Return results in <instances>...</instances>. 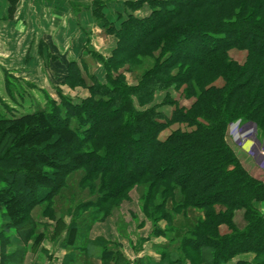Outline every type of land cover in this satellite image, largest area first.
Here are the masks:
<instances>
[{"label":"trees","instance_id":"1","mask_svg":"<svg viewBox=\"0 0 264 264\" xmlns=\"http://www.w3.org/2000/svg\"><path fill=\"white\" fill-rule=\"evenodd\" d=\"M104 6L94 1L92 15L116 46L108 58L88 53L104 80L70 63L63 84L86 90L87 97L74 101L57 90V101L44 95V109L17 118L0 111V234L37 235L34 209L51 215L67 178L78 175V186L95 196L75 208L90 210V224L146 185L145 217L146 210L161 211L166 220L172 211L199 213L180 249L194 252L201 264H229L244 255L252 261L236 264H264V183L229 137L236 125L253 124L264 139V0H128V13L112 23ZM146 8L148 15H134ZM11 82L13 100L11 88L17 94L20 88ZM166 200L174 208L164 212ZM82 227V220L70 222L63 248L79 249ZM167 254L164 264L181 263Z\"/></svg>","mask_w":264,"mask_h":264},{"label":"crops","instance_id":"2","mask_svg":"<svg viewBox=\"0 0 264 264\" xmlns=\"http://www.w3.org/2000/svg\"><path fill=\"white\" fill-rule=\"evenodd\" d=\"M94 1L97 0H16L15 6H11L10 0H0V32L9 30L19 37V41L21 38L23 39V36H26L21 46L24 51L19 55L17 62L15 60V63L21 65V68L33 69L35 65H39L35 58H31L32 55H30L35 50L34 52L37 53L36 56L44 60L46 66H43L47 71H49L48 66L58 62L55 66L60 73L64 72V77L62 79L58 78L60 82H62L61 84L64 83L67 65L70 63L77 64L80 69L83 64L84 69H87L88 73H92L102 82L104 80L103 69L100 71L101 79L95 74V69L101 68V66L96 62L89 67L88 64L91 63V60L87 51L106 57L111 55L117 40L114 36L107 35L102 28V23L93 17L92 2ZM99 1L104 3L105 6L102 12L105 19L111 23L115 21L116 16H124L128 13L124 7V3L128 0ZM134 15L136 17H141V12H135ZM48 18H52L53 22L50 23ZM83 19H85V21ZM2 24L5 25L2 26ZM99 31L100 33L102 32L105 37H110L115 41L114 47L110 49L107 55L101 53L100 48L96 47L94 43L92 49H86L87 45H92L89 35H91V33H99ZM45 34H48V39H45ZM51 34L52 37L50 38L49 36ZM0 43H2L0 44V49L2 51L8 47L7 49L14 51H10V54L11 52L15 53L13 41H5L0 38ZM55 43H58L60 47L57 48ZM5 58L6 56H1L0 52V101L8 105V103L5 102L8 100L16 107H19V105L22 104V99L29 98L30 95L24 92V78L17 76L15 70L11 71L5 68L7 65H3V63H5ZM16 70L19 71V69ZM49 74L50 72H47V78L51 80L52 78ZM10 81H13L11 85L13 84L16 90L20 88L18 91L20 94L15 93V89L11 88L13 99L16 101L11 99L10 93L8 94V84ZM62 86L66 87L64 84ZM68 90L72 92L75 89ZM45 92L46 91H43L41 94L44 96ZM235 149L244 161L246 167L256 178L264 183V173L255 169L251 160L249 161L245 145L244 148L236 146ZM260 209L262 213H264V206H261ZM59 219L60 218H57L55 221V219L46 216L42 221L38 220V225H40L39 229L40 231L43 230V232H41V235L38 233L27 240L22 238L13 229L9 230L10 232L6 235L2 236L0 234V264H79L78 261L82 259L83 262H85L84 264H92V262H98V264H115V259L119 254L109 247L111 245L110 242L115 241L114 237H110L109 239L105 238L106 245L105 242L102 241L104 239H100L99 236H90L88 239L89 241L87 240L84 245L78 242V250H67L62 247V242L65 238L66 220L63 219V231L61 233L53 234L49 232L50 230L53 231L52 228L56 227L55 224L59 222ZM3 226L4 221L1 218L0 207V231ZM38 236H40V240L35 243V239ZM105 251L108 255L112 254L108 256L109 260L102 261L99 255ZM121 254L123 253L121 252ZM151 254L152 255H150L149 252L147 254L145 250H138L135 254H130L131 256L125 253L123 257L126 258L127 261L129 260L128 262H130V264H148V261L154 264L169 262L167 259L169 254H167V252H151ZM252 259V255H244L231 261L229 264H236L239 261L251 262Z\"/></svg>","mask_w":264,"mask_h":264},{"label":"rangeland","instance_id":"3","mask_svg":"<svg viewBox=\"0 0 264 264\" xmlns=\"http://www.w3.org/2000/svg\"><path fill=\"white\" fill-rule=\"evenodd\" d=\"M146 15H148L147 8L141 12L140 16L144 17ZM48 20L50 23L53 22L52 18H48ZM83 20L85 21V19ZM4 25L2 24V26ZM2 32H0V38L4 39L5 41H13L15 49V53L11 52V54L10 51L13 50L7 49L8 47L5 48L4 51L0 49L1 56H6L5 63H3V65L7 64L5 68L11 71L15 70V74L17 76L24 78V80L22 79L25 81L23 82V89H25L24 92L30 95L29 98L22 99V104H18L19 107H16L13 103H10L8 100H6L5 102L8 103L9 106L0 105V111L3 113V115L17 118L25 114L33 113L36 110L44 109L47 99L41 94L43 91H46L45 94L56 101L58 99L56 90H60L63 95L70 96L74 101L88 96V92L84 89L77 88L71 92L67 89V87L62 86L63 84H61L62 82H60L59 79L64 77V72L60 73L55 66L58 64V62L48 66L49 71H47V69H45L43 66L45 65L44 60L36 56L37 53L34 52L35 50L30 55H32L31 58H35L37 64L39 65H35L33 69L21 68V65H17L15 60L17 62L19 55L24 51L21 46L26 36H23V39L21 38L19 41V37L14 35V33L10 32L9 30H4ZM44 36L45 39H48V34H45ZM89 36L91 37L92 45H87L86 49H92L94 43L96 44V47L100 48L101 53L107 55L110 49L114 47L115 41H113V39L110 37H105L102 32L100 33V31L99 33H91ZM49 37L51 38L52 34ZM55 45L57 48L60 47L58 43H55ZM88 53L89 51H87V54ZM109 56L110 55L103 58H108ZM89 58L91 60V63L88 64L90 67L91 65L95 64L96 61L92 59L90 55ZM16 69H19V71ZM96 69L95 74L101 78L100 71L102 68ZM84 70L85 72L87 71V69ZM28 72L32 74H29ZM47 72H50L49 75L52 78L51 80L50 78H47ZM126 78L129 84H135V76L126 74ZM87 84L90 85V82L87 81ZM172 96L175 97V94L172 93ZM162 98V95H157L155 102L159 103ZM13 100L16 101L15 99ZM181 104L188 105L186 102H181ZM162 110L166 114H169L171 111V109L168 107ZM245 135L247 136L244 137ZM256 136V128L253 124H239L232 129L229 137L233 145L240 148H244L245 145L247 153L253 156L264 173V160L257 155V151L259 150L257 145H259V143H256L257 141L255 140H260L261 144L264 139H259ZM80 178L81 177L78 175H72L67 178L66 186L53 200L54 205L52 206L51 215H47V217L55 219V221L57 218H60L59 220L61 221V224H63V219H65L67 223L66 227L69 226L71 221H79L80 223L82 220V231L79 234L80 236H77L80 243L84 245L90 236H99L100 239H104L102 241L106 244L105 238L109 239L110 237H114L115 241L110 242L111 245L109 247L119 254V256L115 259V264H130V262H128L129 260L127 261L126 258L123 257V254H135V252L138 250H145L146 253L148 254L149 252L150 255H152L151 252L166 253L167 251L179 256L181 263L177 264H201L198 260H196V254L194 252L190 251L189 249H180V241L185 235L186 230L191 228L192 224H194L195 218L197 219L199 217L198 212L187 211L184 214L183 211H179L177 213H173L172 211L170 212V218L166 220L162 217L161 211L152 212L151 210H146L147 217H145L141 208L146 198L145 195L147 193V186L138 185L132 188L123 200L119 201L111 208L110 214L104 220L96 221L93 224H90L91 222L88 219V213L90 210H86L85 214H81L75 210L76 206L80 205V203L84 204L86 202H93L95 198V196L92 195L93 193L91 194L84 187L81 189L78 186V180ZM159 198L160 197H158V199ZM154 201L152 200L151 207L155 205ZM173 206L170 205L169 200H166L164 212L166 211V208L173 209ZM2 210L5 211L4 209ZM44 213L45 212L42 207L35 208L32 213L34 221L36 223L42 221L46 217ZM55 225L56 227H53V231L50 230V233L54 234L56 229L58 230V228H63L62 225ZM39 228L40 226L38 225L35 229L36 234L43 232V230L40 231ZM158 231L162 232L160 233L162 236H156L155 232ZM172 241L174 242L172 243ZM121 252L123 254H121ZM78 262L79 264H81V262L82 264L85 263L83 262V259ZM92 264H98V262H92Z\"/></svg>","mask_w":264,"mask_h":264},{"label":"built area","instance_id":"4","mask_svg":"<svg viewBox=\"0 0 264 264\" xmlns=\"http://www.w3.org/2000/svg\"><path fill=\"white\" fill-rule=\"evenodd\" d=\"M247 135H245L244 137H246ZM259 143V145H257V147H259V150L257 151L258 156L264 160V141L260 144V142H256Z\"/></svg>","mask_w":264,"mask_h":264}]
</instances>
